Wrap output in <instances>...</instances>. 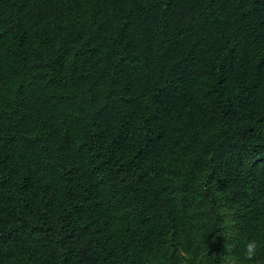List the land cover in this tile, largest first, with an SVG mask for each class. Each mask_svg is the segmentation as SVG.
Segmentation results:
<instances>
[{"label":"trees","instance_id":"16d2710c","mask_svg":"<svg viewBox=\"0 0 264 264\" xmlns=\"http://www.w3.org/2000/svg\"><path fill=\"white\" fill-rule=\"evenodd\" d=\"M252 238L264 264V0H0V264Z\"/></svg>","mask_w":264,"mask_h":264},{"label":"clouds","instance_id":"9594fccd","mask_svg":"<svg viewBox=\"0 0 264 264\" xmlns=\"http://www.w3.org/2000/svg\"><path fill=\"white\" fill-rule=\"evenodd\" d=\"M261 250L260 243L255 239H247L244 242L242 253L239 256L233 255L229 252V255L222 256L221 264H242V262H250V264H259L257 259ZM184 257V264H188L187 254L178 253Z\"/></svg>","mask_w":264,"mask_h":264},{"label":"rangeland","instance_id":"374dc122","mask_svg":"<svg viewBox=\"0 0 264 264\" xmlns=\"http://www.w3.org/2000/svg\"><path fill=\"white\" fill-rule=\"evenodd\" d=\"M190 264V263H189ZM196 264H203L202 262L201 263H199V262H197Z\"/></svg>","mask_w":264,"mask_h":264}]
</instances>
